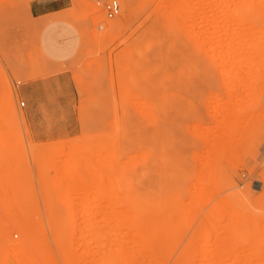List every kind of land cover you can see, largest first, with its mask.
Segmentation results:
<instances>
[{"label":"rangeland","instance_id":"rangeland-1","mask_svg":"<svg viewBox=\"0 0 264 264\" xmlns=\"http://www.w3.org/2000/svg\"><path fill=\"white\" fill-rule=\"evenodd\" d=\"M34 1L0 0V38L17 31L26 33V30H31L35 19L32 15ZM70 1L71 8L67 12L82 40L70 69L75 94V123L70 136L45 142L33 138L25 107L20 108L21 103L25 102L19 97L17 88L32 77L9 74L0 58V128H6L7 132L6 136L0 135L6 140L2 141L0 137V264H20L5 259L10 241L18 246L27 245L22 251L29 258L32 255L24 234L17 230L8 234L5 230V224L16 211L39 227L41 219L43 228L47 230L51 259L46 261L38 256L39 259L35 258L37 264H86L85 259L77 263L70 257L73 253L80 256L88 247L83 240L89 237L94 224V227L97 224L105 227L107 220H100L104 225L102 222L95 223L100 222L98 217L107 215L105 213L108 211L107 216L113 212L112 215L116 216L118 213L121 217L130 216V213H137L131 208L132 203L140 205V212L146 210L149 219L154 217L157 222L148 219V241L154 245L153 250L152 244L149 245L150 253H157L154 255L161 259L160 264H264V243H261L263 245L255 255L247 246V240H251L254 230L260 228L259 231L262 229L264 232V64L258 67L251 62L253 58L264 59V55H250L249 48H242L238 44L234 50L240 52V48L245 49L244 55H224L223 30L216 29L222 18L219 14L221 9H217V5H220L218 0H173L170 7L166 0H117L121 13L114 20H107L97 0ZM253 1L254 7L260 2ZM129 4L133 6V11L127 8ZM207 15L211 19L214 17L217 23L213 25L214 20ZM259 20L251 24L258 28H255V33L264 31V17ZM117 25L120 27L116 28ZM100 26L103 29L100 30ZM251 26L238 24L235 32L241 35ZM196 33L206 35V39H210L209 46L206 42V48L203 47L204 42L202 47L195 46V37L200 38ZM255 39L253 43L260 41L259 38ZM237 42L240 44V40ZM237 71L239 74H235ZM232 80L237 86L234 84L230 91ZM233 96H237L236 99ZM4 102L8 107H4ZM109 135L117 138L111 140V136L105 139ZM74 154L79 161L72 158ZM101 154L102 163L101 160L96 161L97 158L102 159ZM143 154L147 156L143 158ZM108 157L111 160L108 161ZM126 159L133 162V165L131 162L129 165L127 161L132 169H127L129 166L123 164ZM116 163L127 168H119ZM118 168L122 169L121 176L117 173ZM89 169L96 175L90 176L92 173ZM106 170L107 173L108 170L111 172L110 175L117 173L113 174V178L118 179V174L122 177V180L118 179L122 185L119 183L118 186L122 189V197L126 194L127 200L112 199L120 202L121 206L122 203L128 206L129 200L130 212L125 211L129 209L127 206H123L122 211L120 206V209L117 208L119 203L115 205V201H106V198L111 199L108 196L114 190L106 193L102 185L108 180L109 186L114 187V181H111L109 174L107 177ZM100 176L107 178L101 179ZM125 181L126 185H123ZM116 184L117 180L114 182ZM94 186H98V195ZM100 186L104 188L100 189ZM99 189H104L105 193H99ZM120 189H117L118 193ZM130 195L134 199H130ZM192 197L195 200H190ZM173 203L184 204L183 209L189 208L190 211L187 209V213L184 212L186 209H182V213L179 210L182 206ZM106 204H111L112 210L108 205L107 211ZM93 206L96 209H92ZM136 209L139 210L138 206ZM17 212L15 216L20 215ZM91 213L98 220L95 217L97 221L94 222L93 218L92 224H86L85 220L89 215V218L92 217ZM49 218L54 221L52 235L48 230ZM179 220L183 224L178 223ZM240 221L245 222V232L252 233L248 239L247 234H242L245 232ZM109 223L106 228L102 227L106 229L104 231L114 226V220ZM226 231L236 234L238 238L247 236H241L243 242L237 238L245 246L243 250L237 252L238 249L234 251L233 248L229 252L222 246V241L217 243L221 246L213 247L215 244H212L214 241L209 233H225L226 236ZM225 236L224 242L229 238ZM126 237L122 238L127 241L135 239L132 235H128V239ZM153 240H159L155 242L157 246ZM202 241L206 242L204 246L209 247L206 251L208 255L204 252L206 248L201 247ZM101 248L102 251L108 249ZM91 249L98 260L100 249L95 243L91 244ZM224 250L228 251L225 253ZM158 253H161V257ZM202 259L207 262H202Z\"/></svg>","mask_w":264,"mask_h":264},{"label":"bare ground","instance_id":"bare-ground-1","mask_svg":"<svg viewBox=\"0 0 264 264\" xmlns=\"http://www.w3.org/2000/svg\"><path fill=\"white\" fill-rule=\"evenodd\" d=\"M172 2H174L173 0H166V3H167V5H169V7H170V4L172 3ZM218 2L220 3V5H217V9L219 8V9H221L220 10V12H219V14H220V17H222L221 19H220V21H219V25H218V27H217V25H216V27L215 26H213V25H215V22L217 23V20H214L213 18L215 17L214 15L215 14H213V20L210 18V16L209 15H207L206 17H209V19L210 20H212L213 21V27H215L216 29H220V30H223L222 31V33H223V35H224V40H225V45H224V49H225V51H223V52H225V54L224 55H244V53H246V52H244L245 51V49H242L243 48V46H244V48H249L250 49V51H248V53H251L250 55H264V31H263V33H261V32H258V33H255V30L256 29H258V28H256L254 25L253 26H251V24L253 23V22H256L257 20H259L260 18L262 19L263 17H264V1H262V0H260V2L257 4V6H255L254 7V5H255V3L253 4V0H218ZM217 2V3H218ZM204 4V3H203ZM210 5V4H209ZM242 5V6H241ZM211 6H212V4H211ZM238 6V7H237ZM239 6H241V10H240V12H239V9H240V7ZM158 7V6H157ZM160 8H161V6H159ZM158 7V8H159ZM172 7V6H171ZM127 8L129 9V11H133V6L131 5V4H129L128 6H127ZM163 8V7H162ZM239 8V9H238ZM256 8V9H255ZM209 10H212V8L211 9H209ZM163 11V10H162ZM162 11H159L160 13H162ZM164 11H166L165 10V8H164ZM163 11V12H164ZM242 11V12H241ZM170 12H172V11H170ZM213 12V11H212ZM167 14H169L168 13V11L166 12ZM175 13V12H174ZM216 13V12H215ZM240 13V14H239ZM163 14V13H162ZM171 14V13H170ZM163 15H165V13L163 14ZM212 15V14H211ZM218 15V14H217ZM238 15L240 16V18L238 17ZM124 16H122V18H123ZM217 17V16H216ZM171 18V17H170ZM180 19V18H179ZM182 19H184V18H182ZM208 19V20H209ZM207 21V20H206ZM260 21V20H259ZM182 22V21H181ZM208 22V21H207ZM210 22V21H209ZM212 23V22H211ZM241 25V24H244V25H246L247 24V26L249 27V26H251L250 28H247V29H245L244 31H242L241 32V35H237L236 34V32H235V27L237 26V25ZM180 27H181V25H179ZM116 28H118V27H120V26H115ZM253 27H254V29H253ZM256 28V29H255ZM218 29V30H219ZM182 31V30H181ZM218 33H220L219 31H218ZM197 35L196 36H200V35H198V33H196ZM199 34H201V32L199 33ZM204 34H205V32H204ZM203 35V34H202ZM208 35V34H207ZM222 35V36H223ZM236 35H237V37L238 36H241V38H237L236 37ZM206 36V35H205ZM204 35L203 36H200V40H202L204 37H205ZM221 36V37H222ZM257 36H259V37H257ZM201 37H202V39H201ZM197 37H195V41L197 42V43H195L196 45L195 46H199V45H201V44H203V42H204V44H203V47H205L204 45H205V42L208 44L209 43V40H207L206 39V37L203 39L204 41H200V40H197L196 39ZM209 38V37H208ZM255 38H259L260 39V41L259 40H257L258 42H256V43H253V42H255V40L254 39ZM193 39V38H192ZM262 39V40H261ZM124 40V39H123ZM205 40H207V41H205ZM237 40H240V44H239V42H237ZM252 40H254V41H252ZM193 41V40H192ZM121 42H122V40H121ZM124 42V41H123ZM198 42H199V44H198ZM202 42V43H201ZM252 42V45L250 44V43ZM211 43V42H210ZM239 45V46H241L242 48H240V52H237V50H234V47H235V45ZM250 44V45H249ZM148 46V45H147ZM146 46V47H147ZM208 46H209V44H208ZM207 46V47H208ZM201 47H202V45H201ZM206 48V47H205ZM147 49V48H146ZM203 49V51H204V48H202ZM247 49H246V51H247ZM198 50V49H197ZM207 50H209V48L207 49ZM140 50H138L137 52H139ZM209 52H210V50H209ZM244 52V53H243ZM206 54V53H205ZM110 55V54H109ZM139 55H140V53H139ZM247 55V54H246ZM110 60V59H109ZM211 61H213V59L211 60ZM251 62L253 63V64H255L256 66H260V65H263L264 64V59H258V58H253V59H251ZM260 63V64H259ZM136 66H138V65H136ZM218 66V65H217ZM235 66V65H234ZM139 67V66H138ZM222 67V66H221ZM237 67V66H236ZM216 68V67H215ZM231 68H233V67H231ZM217 69V68H216ZM224 69V68H223ZM229 69V68H228ZM234 69H235V71H236V68L234 67ZM225 70H226V68H225ZM230 70V69H229ZM238 71H239V69H237ZM222 71V70H221ZM237 71V72H238ZM112 72V71H111ZM230 72H234V70H230ZM235 73V74H239V72L238 73ZM256 72V71H255ZM225 73V72H224ZM242 72H240V74H241ZM256 73H258V70H257V72ZM229 74V73H228ZM234 75V74H233ZM238 76V75H237ZM131 78V77H130ZM239 78V77H238ZM178 79V78H177ZM240 79V78H239ZM130 80H132V79H130ZM129 80V81H130ZM233 81V80H232ZM231 81V82H232ZM256 82V81H255ZM255 82H254V84H255ZM235 83H234V81H233V83H232V86H229L230 87V91L232 90V88H233V85H234ZM242 84V83H241ZM231 85V84H230ZM236 86H237V83L235 84ZM235 85H234V87H235ZM240 85V84H239ZM244 85V84H243ZM246 85V84H245ZM244 85V86H245ZM252 85H253V83H252ZM251 85V86H252ZM256 85V84H255ZM240 87V86H239ZM246 87V86H245ZM234 89H236V88H234ZM241 89V88H240ZM245 89H247V88H245ZM114 91V90H113ZM121 92H122V90H121ZM246 92V91H245ZM240 93H242V92H240ZM234 95H236V94H234ZM248 95V94H247ZM134 96V95H133ZM244 96V95H243ZM243 96H241V97H243ZM234 97V96H233ZM235 97H237V96H235ZM234 97V98H235ZM136 99H137V97H135ZM6 99H7V97H6ZM236 99V98H235ZM241 99V98H240ZM247 99V98H246ZM7 100H5V102H6ZM235 101H238V100H235ZM242 101V100H241ZM5 102H4V107H5V105L7 104V102H6V104H5ZM115 102V101H114ZM136 102V101H135ZM232 102H234V100L232 101ZM231 102V103H232ZM137 103H139V102H137ZM220 103V102H219ZM236 103V102H235ZM235 103H233V104H235ZM10 104V103H9ZM8 105V104H7ZM6 105V107H8ZM13 104H11V106H12ZM135 105V104H134ZM237 105H239V104H237ZM4 107H3V109H4ZM25 107V106H24ZM116 107V106H115ZM20 108H21V105H20ZM223 108H224V106H223ZM239 108H240V106H239ZM117 109V108H116ZM226 109V108H225ZM12 110H13V108H12ZM14 110H15V108H14ZM239 110V109H238ZM6 112L8 113V110H6ZM15 112V111H14ZM13 112V113H14ZM142 112V111H141ZM234 112V111H233ZM228 113H230V112H228ZM232 113V112H231ZM15 114L16 113H14V117H15ZM231 115V114H230ZM234 115H235V113H234ZM10 118V117H9ZM225 118V117H224ZM235 118V117H234ZM15 119H16V117H15ZM16 121V120H15ZM25 121V120H24ZM230 124H231V121H230ZM0 126H2L1 124H0ZM5 127V126H4ZM115 127H118V126H116L115 125ZM6 128H4V130H3V128L1 127L0 128V131H2V132H0V135H2V136H6V130H5ZM117 129H119V127L117 128ZM117 129H116V132H118L117 131ZM225 131V130H224ZM195 133V132H194ZM224 134V133H223ZM113 135V134H112ZM112 135H109L108 137H105V139L106 138H109V137H111ZM116 135H117V133H116ZM115 134L113 135V136H116ZM194 135V134H193ZM225 135V134H224ZM111 137V140H112V138H117V137ZM1 137V136H0ZM94 137V136H93ZM2 138V137H1ZM8 138V137H7ZM99 137H96V139H98ZM90 139V138H89ZM94 139H95V137H94ZM1 140V139H0ZM3 140H5V138H2V141ZM100 140V139H99ZM6 141V140H5ZM85 142V141H84ZM90 142V141H89ZM93 142V141H92ZM82 143V142H81ZM94 143V142H93ZM92 143V144H93ZM224 143V142H223ZM90 144V143H89ZM1 145H3V144H1ZM101 145V144H100ZM77 146V145H76ZM103 146H104V144H103ZM106 146V145H105ZM111 146V145H110ZM97 147V146H96ZM7 148V147H6ZM79 148V147H78ZM110 148V147H109ZM12 149V148H11ZM4 150V149H3ZM71 150V149H70ZM74 150V149H73ZM93 150V149H92ZM92 150H91V152H92ZM97 150H99L98 149V147H97ZM96 150V151H97ZM105 150V149H104ZM103 150V151H104ZM75 151H78L77 149L75 150ZM79 151H80V149H79ZM90 151V150H89ZM96 151H94L95 153H96V155L98 154ZM4 152H5V150H4ZM3 152V153H4ZM81 152H82V150H81ZM106 151H104V153H105ZM162 152V151H161ZM1 153H2V151H1ZM0 153V154H1ZM73 153V152H72ZM100 153V152H99ZM112 153V152H111ZM76 154V153H75ZM74 154V157L72 156V158L73 159H77V158H79L78 157V152H77V158L75 157L76 155ZM94 154V153H93ZM113 154V153H112ZM140 154V156H142V154L141 153H139ZM195 154V153H194ZM72 155V154H71ZM80 155V154H79ZM88 155V154H87ZM144 155V154H143ZM82 156V155H81ZM99 156V155H98ZM101 156H102V154H101ZM100 156V157H101ZM108 155H107V153H106V157H107ZM129 156V155H128ZM131 156V155H130ZM129 156V157H130ZM147 155H144L143 156V158L144 157H146ZM71 157V156H70ZM90 157V156H89ZM93 157H96V156H93ZM92 156L90 157V158H93ZM105 157V158H106ZM138 157H139V155H138ZM220 157V156H219ZM142 158V157H141ZM95 159V158H94ZM93 159V160H94ZM109 159H110V157H108V161H109ZM80 160V159H79ZM78 159H77V161H79ZM98 160V161H97ZM100 160H101V162H100ZM106 160V161H107ZM111 160V159H110ZM162 160V159H161ZM92 161V160H91ZM96 161L97 162H100V163H102V161H103V156H102V159H96ZM125 161V160H124ZM127 161H128V164L130 165V162H131V160L129 161L128 159H126V162H123V164L125 163V164H127ZM76 162V161H75ZM74 162V163H75ZM112 162V161H111ZM115 162H117V161H115ZM137 162V161H136ZM138 162H143V160H139ZM81 163V162H80ZM104 163H105V161H104ZM132 163V165H133V162H131ZM98 165H99V163H97ZM117 164V163H116ZM119 164V165H118ZM117 164V167H121L120 166V163H118ZM127 164V167L129 166ZM95 165V164H94ZM131 165V166H132ZM109 166V165H108ZM112 166H114V163H112ZM124 166V165H123ZM131 166H129L128 168L126 167V165L124 166V168L123 167H121L122 169H125V168H127V169H132L131 168ZM4 168H5V166H4ZM69 168V167H68ZM105 168V167H104ZM108 168V167H107ZM113 168V167H112ZM119 168H118V171H117V173H120V176L122 175L121 174V170L122 169H120L119 170ZM7 169V168H6ZM70 169V168H69ZM100 169V168H99ZM103 169V168H102ZM110 169V168H109ZM89 170H91L90 172L92 173V174H90V176L92 175V176H94L93 174H95V173H93L94 171L92 170V169H89ZM105 170V169H104ZM113 170H115L116 171V169H114L113 168ZM112 170V171H113ZM96 171V170H95ZM3 173H4V171H3ZM106 173H107V170H106ZM109 173H111L109 170H108V173L106 174L107 175V177L110 175ZM114 173H116V172H114ZM113 172H112V175H110V178H111V181L113 182H115V180H117V184L116 185H114V182H113V188H112V186H111V188H109L110 186H109V184H108V180L106 181L107 183H103L102 185L105 187H102V186H100L99 188L101 189V188H104L105 189V192L107 193V192H109L111 189L113 190V191H111V193L109 194V198L111 197V199H109L108 200V198H106L107 197V195H106V201H110V203H111V200H112V202H114L116 199H120V198H123L122 197V193H121V191H122V189H120L121 187H119L120 186V182L118 181V179L120 178L119 177V174L116 176V177H118V179H116V178H113V174H114ZM116 173V174H117ZM109 174V175H108ZM157 174V173H156ZM96 175V174H95ZM102 175H105V174H102ZM115 175V174H114ZM146 175V174H145ZM159 175H160V173H159ZM171 175V174H170ZM101 177V179H103L102 178V176H100ZM107 177H105V178H107ZM64 178H66V177H64ZM93 178V177H92ZM91 178V179H92ZM104 178V179H105ZM109 178V177H108ZM122 178V177H121ZM120 178V180H122ZM165 178V177H164ZM67 179V178H66ZM95 179V178H94ZM124 179V178H123ZM127 179V178H126ZM61 180H63V179H61ZM68 180V179H67ZM87 180V179H86ZM98 180V179H97ZM127 180H129V179H127ZM64 181V180H63ZM88 181V180H87ZM69 182V181H68ZM90 182V181H89ZM95 182V181H94ZM94 182L92 183V184H94ZM99 182V181H98ZM120 183V184H119ZM126 183V181L124 182V184L123 185H126L125 184ZM2 184V183H1ZM66 184V183H65ZM95 184H96V182H95ZM99 185L101 184V181H100V183H98ZM107 185L108 184V186H105V185ZM67 185H68V183H67ZM98 185V186H99ZM119 185V186H118ZM122 185V184H121ZM159 185V184H158ZM77 186H79V185H77ZM76 186V187H77ZM97 186V187H98ZM127 186H128V184H127ZM93 187V186H92ZM96 186H94V189H96V192H97V190H98V188H97ZM115 187L117 188V189H120V193H118V190L117 189H115ZM119 187V188H118ZM123 187V186H122ZM79 188H81V187H79ZM78 188V189H79ZM85 188V187H84ZM87 188V187H86ZM89 188V187H88ZM108 188V189H107ZM68 189H71V188H68ZM100 189H99V193L100 192H102L104 189H102V191H100ZM106 189L108 190V191H106ZM1 190V189H0ZM9 190V189H8ZM93 189H91V191H92ZM115 190H117V192H115ZM5 191V190H4ZM72 191V190H71ZM82 191V190H81ZM80 191V192H81ZM124 191H127V190H125V188H124ZM1 192V191H0ZM10 192V191H9ZM83 192H84V190H83ZM82 192V193H83ZM104 191H103V193H105ZM113 192H114V194H113ZM193 192V191H192ZM82 193H80V194H82ZM91 193V192H90ZM117 193H118V195L120 196L121 195V197H119L118 195H117ZM9 194V193H8ZM11 194V193H10ZM112 194V195H111ZM233 194V193H232ZM96 195V194H95ZM97 195H98V192H97ZM114 195V196H113ZM125 196H124V198L122 199V200H124V199H126L127 200V198H126V194H124ZM193 195H194V193H193ZM9 196V198H10V195H8ZM89 196V195H88ZM233 196V195H232ZM234 196H235V194H234ZM91 197V196H90ZM92 197H93V194H92ZM98 197V196H97ZM96 197V198H97ZM104 197V196H103ZM102 197V198H103ZM112 197H117L114 201H113V199H112ZM119 197V198H118ZM129 197H131V195L129 196ZM5 198V197H4ZM79 198H81V197H79ZM100 198H101V196H100ZM100 198H98V199H100ZM133 197H131L130 199H132ZM91 199H93V198H91ZM104 199V198H103ZM134 199V198H133ZM191 199H194L195 200V198H190V200ZM14 200V199H13ZM100 200H102V199H100ZM100 200H98V201H100ZM193 200V201H194ZM77 201H79V200H77ZM102 201H105V200H102ZM102 201H101V203H102ZM105 201V202H106ZM119 201H121V200H119ZM173 201H175V200H173ZM240 202H242L241 200H239ZM105 202H104V204H105ZM117 201H115L114 202V204L116 205V204H118L119 203V205H117V208L118 209H120V208H122V209H120V210H124L123 209V206H127V205H125V203L123 204L122 203V205L123 206H121V204H120V202H118V203H116ZM124 202H126V201H124ZM129 202V200L127 201V204H128V206H127V208H129V209H125V211H131V209H130V206H129V204H130V202ZM179 202H181L182 203V201H178V203ZM239 202V203H240ZM11 203H13V202H11ZM108 203V202H107ZM160 203V202H159ZM178 203H176V204H178ZM18 204V203H17ZM79 204H81V203H79ZM90 204H92L91 203V201H90ZM137 204V203H136ZM141 204V203H140ZM174 205H176L175 203H173ZM9 205V204H8ZM13 205V204H12ZM107 205V204H106ZM109 206L111 205V204H108ZM108 205L106 206V210L108 209ZM157 206H158V204H156ZM161 205V204H160ZM163 205V204H162ZM161 205V206H162ZM173 205V206H174ZM181 206H182V204H180ZM179 204L178 205H176V206H180ZM245 205V204H244ZM14 206V205H13ZM103 206V205H102ZM119 206H120V208H119ZM135 206H136V208H137V206H138V209L139 210H137L136 208H135ZM149 206V205H148ZM152 206V205H151ZM151 206H150V208H151ZM153 206H154V204H153ZM170 206V205H169ZM183 206H184V204H183ZM183 206H182V208L181 209H179L180 211L183 209ZM187 206V205H186ZM189 206V205H188ZM88 207V206H87ZM90 207L91 206H89V209H90ZM192 207V205L190 206V208ZM112 208V205L110 206V208L109 209H111ZM131 208L134 210H136L137 211V213H134L133 211V213H130V216H125V217H121L120 215H119V213L117 214L118 216H116L115 214V216L114 215H112L113 213H111V215H112V217H110V216H107V215H109L108 213H110L108 210V213H105V214H107V215H104L103 214V216H101V214L103 213V212H101V214H98L99 216H101V217H98V218H100L99 220L97 219V217L95 216V215H93L92 213H91V215H92V217H90L89 218V216L88 215H86V218H87V216H88V218L85 220V222H86V224L87 223H91L92 224V219L94 218L95 219V217H96V219L98 220V221H100V220H107L106 221V224H108L109 223V221H110V223L112 222L113 223V220H114V226L112 227H110L109 226V230L108 231H104V230H106V229H103V228H106V226H108V225H104V222H102V221H100V222H95V221H97L96 219L94 220V222L97 224V223H100L101 224V222L103 223V225L105 226V227H103V226H101V225H99V224H97L96 225V227H94L95 226V224L93 225V227L92 228H94L92 231H91V233H90V235H89V237H90V239H88V238H86L85 240H83L84 241V244L85 245H88V247L87 248H85L84 249V251H82L83 253L80 255V256H78V253H73L72 255H71V259L72 260H74L75 262H81V260H82V262L84 261V259H85V261L87 262L86 264H160L159 263V261L161 262V259L159 258V257H157L156 258V256H158V255H154V254H157V253H155L154 252V254H152V253H150V251H149V245H151V244H149V241H148V238H150V236H148V232H149V224H148V221L150 220V221H152L153 219H154V217H152V220L151 219H149L150 217H148V214H147V212H146V210L145 211H142V212H140V205H133V203H132V206H131ZM12 209V208H11ZM14 209V208H13ZM12 209V211H16V210H13ZM20 209V208H19ZM88 209V210H89ZM92 209H96V208H94V206H93V208ZM117 209V210H118ZM144 209H146V208H144ZM153 209V208H152ZM151 209V210H152ZM161 209V208H160ZM186 209V211H184V212H187L188 213V211H190L189 210V208H185ZM185 209H183V210H185ZM187 209H188V211H187ZM112 210V209H111ZM159 210V209H158ZM173 210V209H172ZM178 210V211H179ZM80 211V210H79ZM124 211V212H125ZM127 211V212H128ZM148 211V210H147ZM17 212V211H16ZM15 212V213H16ZM97 212V211H96ZM95 212V213H96ZM127 212H126V214H127ZM140 212V213H139ZM182 213H184L183 211H181ZM253 212V211H252ZM252 212H250V213H252ZM15 213H14V215H13V217H11V218H9V220H8V222L5 224V230L8 232V234L9 233H12V231H16L17 230V232H21V234H24L25 236H26V238H27V240H28V242H27V240H26V238H25V243H28L29 245H30V247H31V251H32V255L30 256V258L28 257V256H25L24 255V252L22 251L23 250V248H26L27 247V245H26V247H24L25 246V244L24 245H21V246H18V245H15V244H13V243H11L12 241H10V243H9V241H8V243H9V245L6 247L7 249H6V251H5V259H7V260H11V261H14V262H18V263H20V264H37V262H36V260H35V258H37V259H39L38 258V256H40L42 259H44V260H50L51 259V249H50V247H49V245H48V242H47V230H45L44 228H43V226H42V220L40 219V224H41V226L39 227V225L37 226L36 225V223H33V222H31L27 217H25V215L24 216H21V214H20V212H17V213H19L20 215H18V216H15ZM98 213H100V212H98ZM174 213V212H173ZM181 213V215L180 216H182L183 214ZM186 213V214H187ZM13 214V213H12ZM132 214V215H131ZM150 214V213H149ZM165 214V213H164ZM175 214V213H174ZM180 214V213H179ZM179 214H178V217H179ZM186 214H184L185 215V217H186ZM114 216V217H113ZM40 217V216H39ZM177 217V218H178ZM159 218H161V217H159ZM112 219V220H111ZM149 219V220H148ZM161 219H163V218H161ZM181 219V218H180ZM157 220V219H156ZM160 219H158V221H159ZM176 219H174L173 221H175ZM4 221V220H3ZM162 221V220H161ZM252 221V220H251ZM54 221H53V218H49V220H48V223H49V232H50V234L52 235L53 234V223ZM156 221H155V219H154V223H155ZM177 222V221H176ZM181 221L179 220V222L178 223H180ZM241 223L243 222V221H240ZM109 223V224H110ZM153 223V222H152ZM151 223V224H152ZM157 223V222H156ZM159 223H160V221H159ZM182 223V222H181ZM180 223V224H181ZM38 224V223H37ZM172 224H173V226H174V222H172ZM183 224V223H182ZM244 224V225H243ZM238 225V224H237ZM91 226V225H90ZM153 226H154V224H153ZM155 226H157V224L155 225ZM160 226H162V225H160ZM242 231H243V226L245 227V222L244 223H242ZM103 227V228H102ZM158 228H159V225L157 226ZM260 227V226H259ZM157 228V229H158ZM168 228V227H167ZM174 228V227H173ZM177 228V227H176ZM151 229V228H150ZM254 229H256V228H254ZM260 229V228H259ZM259 229L258 230H254V232H253V234L251 235V234H247L246 232V229H244V232L245 233H242L243 235H246L247 234V236H242L243 238H245V237H247V239L250 237V235H251V240H250V238L247 240V241H249V243L248 242H246V244L248 243L249 245H247V246H249L250 247V250L252 251V253H253V255H255V253H258L259 251V247L261 246V245H263V244H261V243H264V232H262V229L259 231ZM164 230H166V229H164ZM171 230H173V229H171ZM249 230V229H248ZM151 231H152V229H151ZM162 231V230H161ZM6 232V233H7ZM250 232H252V231H250ZM171 233V232H170ZM248 233H249V231H248ZM158 234L160 235V232H158ZM157 234V235H158ZM168 234H169V232H168ZM194 234V233H193ZM198 234V233H197ZM210 235V237L213 239V241H214V243L212 242V244H215V245H213V247L214 246H217L218 244H219V242L221 243V241L223 242L221 245L223 246V247H225L226 249H228V250H230V249H233V248H235L234 249V251L235 250H237V252H240L239 250H243L244 249V247L245 246H242L241 245V243L243 242L241 239H242V237L240 236L239 238L237 237V235L236 234H231V233H227V231H226V236L227 237H229V238H227V241L226 242H224L223 241V239H224V236H225V233H223L222 235H219V233L218 232H210L209 233ZM128 235H132L135 239H133L132 238V240L130 239V237H129V239L131 240H129V241H127V240H124L122 237H124V236H127L128 237ZM156 235V236H157ZM114 236H115V238H114ZM121 237V239H116V237ZM225 236V237H226ZM117 237V238H118ZM126 237V238H127ZM194 237H195V235H194ZM158 238V237H157ZM237 238H238V240L239 241H242L241 243L237 240ZM8 239V238H7ZM128 239V238H127ZM159 240H160V238H158ZM169 239V238H168ZM209 239V238H208ZM212 239H209V240H212ZM150 240V239H149ZM159 240H153L154 241V244H155V242L157 241H159ZM245 240V239H244ZM152 241V242H153ZM168 241V240H167ZM195 241V240H194ZM206 241V240H205ZM156 242V243H157ZM197 242H199V241H197ZM245 242V241H244ZM7 243V244H8ZM17 243V242H16ZM93 243H95L96 245H97V247L100 249V256H99V258H98V260H97V256H96V254L93 252V249H91V244H93ZM196 243V242H195ZM203 246H201V247H204V248H206V250H204V249H202V250H204V252H208V246L206 245V246H204L205 244L204 243H206V242H204V241H202V242H200ZM218 243V244H217ZM159 244V243H158ZM208 244V243H207ZM243 244V243H242ZM90 245V246H89ZM197 245V244H196ZM200 245V244H199ZM209 245V244H208ZM221 245H218V246H221ZM151 246H153V247H151L152 248V250L154 249V245L152 244ZM155 246H157V244H155ZM161 246H162V244H161ZM240 246V247H239ZM101 247H108V249H107V251H102L101 249ZM201 247H199V248H201ZM208 247V248H207ZM212 247V248H213ZM215 248V247H214ZM224 248V249H225ZM216 249V248H215ZM214 249V250H215ZM223 249V248H222ZM228 250H224L225 251V253L228 251ZM27 251V250H26ZM102 251V252H101ZM258 251V252H257ZM29 252V251H28ZM77 252V251H76ZM191 252V251H190ZM200 252H202V251H200ZM204 252H202V253H204ZM206 252V255H208L209 253H207ZM213 254L215 253L213 250L211 251ZM229 252H231V250L229 251ZM162 253V252H161ZM161 253H158L159 254V256L161 255ZM223 253V252H222ZM205 254V253H204ZM37 255V256H36ZM206 255H203V256H205L206 257ZM223 256H224V254H223ZM222 256V258H224ZM79 257V258H78ZM161 257V256H160ZM254 257V256H253ZM214 258V257H213ZM203 260L204 261H206L205 259H202L201 261L203 262ZM208 260V259H207ZM210 260V259H209ZM218 260V259H217ZM39 261V260H38ZM181 261V260H180ZM180 261H178V262H180ZM219 261V260H218ZM221 261V260H220ZM199 262V261H198ZM207 262V261H206ZM175 263H177V262H175ZM212 263V262H211ZM15 264V263H14ZM46 264V263H45ZM48 264V263H47ZM80 264H82V263H80ZM177 264H179V263H177ZM186 264H194V263H186ZM210 264V263H209ZM214 264H219V262H214Z\"/></svg>","mask_w":264,"mask_h":264},{"label":"crops","instance_id":"crops-1","mask_svg":"<svg viewBox=\"0 0 264 264\" xmlns=\"http://www.w3.org/2000/svg\"><path fill=\"white\" fill-rule=\"evenodd\" d=\"M70 8V0H35L31 30L0 38V58L9 74L32 77L17 88L33 138L41 142L68 137L74 129L70 69L82 40Z\"/></svg>","mask_w":264,"mask_h":264},{"label":"built area","instance_id":"built-area-1","mask_svg":"<svg viewBox=\"0 0 264 264\" xmlns=\"http://www.w3.org/2000/svg\"><path fill=\"white\" fill-rule=\"evenodd\" d=\"M98 5L103 8L107 20L116 19L121 13V6L117 0H97ZM99 29H103L102 26ZM25 104L21 103V108H24Z\"/></svg>","mask_w":264,"mask_h":264}]
</instances>
